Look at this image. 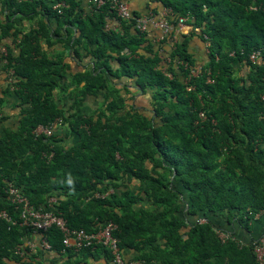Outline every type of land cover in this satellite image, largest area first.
Returning a JSON list of instances; mask_svg holds the SVG:
<instances>
[{
    "label": "trees",
    "instance_id": "trees-1",
    "mask_svg": "<svg viewBox=\"0 0 264 264\" xmlns=\"http://www.w3.org/2000/svg\"><path fill=\"white\" fill-rule=\"evenodd\" d=\"M59 1L0 0V39L9 36L19 49L15 55L7 44L0 74L14 70L16 97L29 105L20 126L0 136V209L20 220L9 183L36 208L52 205L70 228L90 231L113 221L128 261L264 264L253 252L259 237L246 244L230 231L252 232L264 221V54L249 58L264 51V0L131 6L134 17L168 10L172 25L187 17L209 36L205 63H197L188 39L167 61L160 50L167 44L155 46L149 37L153 27L141 31L122 20L110 0L100 7L65 0L54 9ZM24 20L35 26L24 32ZM42 39L50 47L62 43L64 51L50 57ZM69 50L79 62L90 55V68L70 72ZM87 99L97 108L86 110ZM56 120L51 135L36 132ZM45 234L54 253L102 254L112 262L100 246L64 252L55 226ZM35 237L31 228L0 219V264H41L24 246Z\"/></svg>",
    "mask_w": 264,
    "mask_h": 264
},
{
    "label": "built area",
    "instance_id": "built-area-1",
    "mask_svg": "<svg viewBox=\"0 0 264 264\" xmlns=\"http://www.w3.org/2000/svg\"><path fill=\"white\" fill-rule=\"evenodd\" d=\"M97 7H100L106 0H92ZM114 9L117 11V16L122 20L132 21L135 28L141 31L147 30L148 27H155L161 31V39H166L162 48H160L161 53L163 52L164 57L167 61H170L169 52L172 50L179 42V39L175 36L179 33L181 29L186 26L187 17L179 18L175 25L170 24L167 21L166 15L169 14L168 10H164L162 16L150 9L148 12L142 13L140 16L134 17L132 14L131 7L126 0H110ZM66 5L65 0H60L54 5L55 9H62ZM161 45V44H160ZM159 45V46H160ZM8 53L7 46L5 44L0 46V63L4 64L7 62L6 55ZM262 52L256 50L251 53L250 59L256 62L261 57ZM178 62L184 63L181 59ZM187 65V64H186ZM192 69V68H191ZM10 82L14 80V70L8 69ZM203 116V115H202ZM57 126V120L48 126L39 125L36 132L44 134L46 136L51 135L53 129ZM8 197L10 202L16 206L20 212V220H16L9 214L6 209H0V219H6L11 225L20 224L31 228L35 234H38V239L34 241L31 238H26L25 245L34 250L36 243L43 250H51V246L46 238L47 231L55 226L62 232V245L63 251H77L81 248H95L96 246L104 247L110 253L111 260L113 264H143L141 261L137 260H126L121 254V250L118 246V239L114 236V232L117 230L118 225L113 221H107L101 224L96 230H86L82 228L69 227L67 220L55 210H46L42 208H36L31 204L30 200L24 196L17 188L8 183L6 187ZM113 190H109L108 193L96 192L93 197L103 198ZM52 202H56L55 198L51 199ZM264 212V211H263ZM262 212L256 215V218L261 216ZM222 239L227 237L226 233H221ZM253 252L260 263L264 262V234L258 238L257 241L253 243ZM17 253L22 254L19 249Z\"/></svg>",
    "mask_w": 264,
    "mask_h": 264
},
{
    "label": "crops",
    "instance_id": "crops-1",
    "mask_svg": "<svg viewBox=\"0 0 264 264\" xmlns=\"http://www.w3.org/2000/svg\"><path fill=\"white\" fill-rule=\"evenodd\" d=\"M131 6L135 9H148L149 7H152L153 4L150 3L149 0H130ZM0 9H1V3H0ZM158 10V9H157ZM162 10H158V13H160ZM2 16V15H1ZM115 24V23H112ZM35 25H33L32 20H24L22 22V28L24 32L29 31L32 29ZM150 35V34H149ZM161 31L158 28H153V33L149 36L152 40V43L155 46H158L165 42L166 39H161L160 37ZM179 42L184 41L185 39H188L189 41V49L190 52L193 54L195 59H197V63H205L208 61L206 55H207V43L205 41V38L199 33L198 30L194 26L186 25L184 26L179 33H176L175 35ZM42 49L45 51L50 57L57 55L60 52L64 51V45L60 42H56L52 47H50L46 40H40ZM5 44L7 46L10 45L13 48V53L15 55L19 54V49L14 45V43L11 41V38L9 36H6L2 39H0V46ZM68 54L66 56V60L71 62V67L69 68L70 72H74L80 69L90 68V65H92V61L90 60V55H85L83 57V61L79 62L77 59H73L72 55L70 54V50L67 51ZM14 82V81H13ZM13 82H10L9 75L6 71H1L0 74V94L2 96V102L0 106V136L3 134V132L7 129L12 130L16 129L18 126H20L21 120L24 118V114L22 113V108L26 109L29 108L28 104H24L21 106V103L19 102V99L16 97V94L14 92V85ZM122 87V86H119ZM131 89V88H130ZM124 93L123 89H121ZM134 89L131 90L133 93ZM130 96V94H128ZM67 106V104H66ZM68 107V106H67ZM86 110H91L97 108L95 101L92 99H87V106H85ZM60 130V133H64L65 130L62 129L61 124L56 128V130ZM264 218V217H263ZM253 226H255V230H252V232H248L244 230L243 228H239V226H235L234 229L230 230L232 233L235 234L236 238L243 243H250L253 241L252 239H255L257 237H260L264 234V221L262 222H255L253 223ZM35 254V260L40 262L41 264H62L67 262V260H77L80 262V264H106V260L101 254L100 257H96L93 255L85 256V253L77 252L75 254H72V257L67 256V254H59L54 253L53 251H45L38 247L36 251H34ZM109 264H113L112 262Z\"/></svg>",
    "mask_w": 264,
    "mask_h": 264
},
{
    "label": "clouds",
    "instance_id": "clouds-1",
    "mask_svg": "<svg viewBox=\"0 0 264 264\" xmlns=\"http://www.w3.org/2000/svg\"><path fill=\"white\" fill-rule=\"evenodd\" d=\"M127 1V0H126ZM128 3H129V5H130V7H131V4H130V2L129 1H127ZM254 9H256V7H253ZM55 9V8H54ZM165 10V9H164ZM164 10H163V12H164ZM133 11V10H132ZM163 14V13H162ZM162 14H158V16H162ZM188 20V19H187ZM188 22V21H187ZM187 22H186V25H187ZM116 26H118V23H116L114 26H112V27H116ZM204 38H205V41H206V43H207V51H208V47H209V45H210V41H209V36L208 35H206V34H201ZM256 50H260L261 52H262V54H264V51L262 50V49H256ZM256 50H254V51H256ZM254 51H252V52H254ZM251 52V53H252ZM251 53H250V55H251ZM250 55H249V58H250ZM262 56V55H261ZM261 59V57L258 59V60H260ZM191 69V68H190ZM35 234V233H34ZM38 234H36V237L35 238H32L34 241H36L37 239H38ZM26 240V239H25ZM25 240H24V246H26L25 245ZM38 247L39 248H41L37 243H36V247H35V249H38ZM35 249L33 250V251H35ZM42 249V248H41ZM45 251H51V250H45Z\"/></svg>",
    "mask_w": 264,
    "mask_h": 264
},
{
    "label": "rangeland",
    "instance_id": "rangeland-1",
    "mask_svg": "<svg viewBox=\"0 0 264 264\" xmlns=\"http://www.w3.org/2000/svg\"><path fill=\"white\" fill-rule=\"evenodd\" d=\"M89 110V109H88Z\"/></svg>",
    "mask_w": 264,
    "mask_h": 264
}]
</instances>
